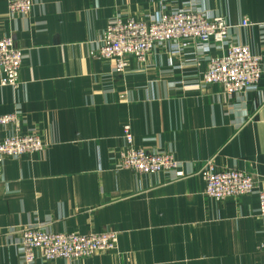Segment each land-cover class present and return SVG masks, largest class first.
Masks as SVG:
<instances>
[{
	"label": "crops",
	"instance_id": "obj_1",
	"mask_svg": "<svg viewBox=\"0 0 264 264\" xmlns=\"http://www.w3.org/2000/svg\"><path fill=\"white\" fill-rule=\"evenodd\" d=\"M10 1L0 0V38L23 58L19 86L0 85V115H17L0 125V141L36 133L44 148L1 162L0 264H26L16 231L24 226L117 232L114 252L30 264H264L257 190L214 200L199 173L210 159L264 189V70L256 86L227 94L199 83L220 54L211 43L158 44L144 62L129 57L124 72L94 55L116 14L149 22L193 8L225 17L230 41L260 55L264 69V0H30L26 14H9ZM125 123L134 147L171 153L181 176L117 169Z\"/></svg>",
	"mask_w": 264,
	"mask_h": 264
},
{
	"label": "built area",
	"instance_id": "obj_2",
	"mask_svg": "<svg viewBox=\"0 0 264 264\" xmlns=\"http://www.w3.org/2000/svg\"><path fill=\"white\" fill-rule=\"evenodd\" d=\"M30 0H12L9 14H26L31 9ZM242 25H248L243 19ZM231 25L220 15H208L200 9L179 8L161 12L145 22L133 17L114 15L103 30L94 51L97 58L112 62L115 69L124 72L129 57L144 62L149 52L158 44L174 42L177 50L191 45H201L208 50L211 43L220 54L210 56L199 80L202 84H219L227 94L240 93L258 84L263 72L262 58L247 45L230 41ZM23 53L12 38H0V85L17 88ZM16 113L0 115V125L15 123ZM124 147L118 152L117 169H130L138 174L164 173L170 180L181 176V162L171 153L161 150L146 151L134 147L128 123L122 126ZM44 142L36 133L16 132L0 141V165L5 157H18L41 151ZM204 182V194L214 200L237 198L257 190L258 214L264 216V189H258L254 175L223 168L217 169L206 160L199 168ZM20 235V253L23 262L36 258L77 260L98 252L117 250V232L77 234L74 232H47L38 226L17 229Z\"/></svg>",
	"mask_w": 264,
	"mask_h": 264
}]
</instances>
